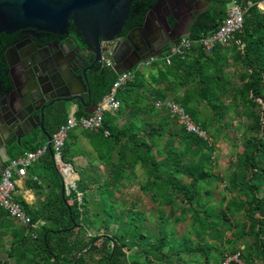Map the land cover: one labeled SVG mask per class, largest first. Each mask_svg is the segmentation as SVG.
I'll return each instance as SVG.
<instances>
[{
    "label": "trees",
    "instance_id": "obj_1",
    "mask_svg": "<svg viewBox=\"0 0 264 264\" xmlns=\"http://www.w3.org/2000/svg\"><path fill=\"white\" fill-rule=\"evenodd\" d=\"M156 2L134 0L123 33L141 25ZM216 2L217 6L212 4L195 16L188 31L191 38L217 28L226 15L227 0ZM70 29L82 39L72 23ZM117 74L113 70L88 72L95 102L108 92ZM133 74L118 91L119 110L106 112L98 131L83 132L104 168L101 177L92 179L97 194L81 190L84 203L79 206L75 192L63 196L59 185L43 206H23L35 228L0 209V264H89V260L92 264H264V10L251 6L242 30L229 45L218 44L207 52L196 42L184 58L173 56L170 63L159 60L144 69L134 68ZM0 79L6 88L12 86L2 53ZM171 94L214 138L224 126H230L232 118H245L242 150L228 174L214 172V141L183 127L163 131L172 118L166 113L157 119L154 100ZM88 114L80 107L75 116ZM46 118V129L52 135L67 119L65 103L49 106ZM214 124L217 126L210 132ZM39 132L40 128L26 137L20 151L11 157L37 151ZM76 137V133L69 135L63 156ZM45 159L48 170L60 175L47 150ZM137 164L146 175L139 181V189L162 206L152 221L137 209L143 193L134 194L130 205L119 197V193L129 192L128 182L137 179ZM176 173L188 181L178 179ZM221 178L227 181L226 191L236 194L215 204L206 198L210 194L209 188L204 190L206 180ZM81 185H85L84 179ZM242 216L246 218L242 220ZM169 227L175 232L172 238L166 234ZM89 229L110 231L102 236L107 242L103 249L96 244L101 236L90 235ZM93 252L100 256L93 257ZM234 255L241 262L230 259Z\"/></svg>",
    "mask_w": 264,
    "mask_h": 264
},
{
    "label": "water",
    "instance_id": "obj_2",
    "mask_svg": "<svg viewBox=\"0 0 264 264\" xmlns=\"http://www.w3.org/2000/svg\"><path fill=\"white\" fill-rule=\"evenodd\" d=\"M134 0H0V30L13 33L31 28L58 36L68 34L70 23L82 37L83 43L72 47L68 39L64 44L75 55L77 62L62 64L53 54L44 57L28 47H22L21 78L27 89L23 95H16V86L3 88L0 81V167L10 159L7 149L22 139L32 135L38 128L47 137L48 150L54 159L51 134L45 128L46 109L56 101L80 102L87 110L92 108L91 88L87 71L94 69L101 74L113 71H132L142 60L160 55L163 47L179 40L182 34H172L168 38L157 39L154 33V9L157 2L145 15L141 25L123 33V26L129 18ZM170 2L174 18L175 7L186 1L162 0ZM213 0H198L192 12L193 18L209 7ZM75 41L76 38L72 36ZM32 39V37L30 38ZM107 42L110 49H103ZM132 51L133 59L126 62L123 47ZM9 49L3 50L8 68L12 67ZM107 50L114 65H103L102 53ZM127 56V57H126ZM76 65V66H73ZM81 71L80 73H78ZM53 73H55L53 75ZM64 91V92H61ZM49 93L51 96L49 97ZM88 95L85 102L84 94ZM48 101V102H46ZM91 104V105H90ZM66 106V104H65ZM92 111H90L91 113ZM61 193L66 194V184L62 183Z\"/></svg>",
    "mask_w": 264,
    "mask_h": 264
},
{
    "label": "built area",
    "instance_id": "obj_3",
    "mask_svg": "<svg viewBox=\"0 0 264 264\" xmlns=\"http://www.w3.org/2000/svg\"><path fill=\"white\" fill-rule=\"evenodd\" d=\"M258 6L264 10V0H227L226 15L218 24L217 28L209 33L203 34L196 39L189 36V33L184 34L176 42H170L167 48L160 55L151 56L142 60L140 65H150L159 60L171 62V58L180 55L182 58L192 48L194 43H199L207 52H210L215 45H229L235 37V33L241 31L244 25L245 16L251 6ZM107 42H102V48L110 49ZM107 50H103L102 61L103 65H114L110 54ZM134 77L132 71H119L113 84L108 92L96 102L91 113L77 118L76 105L74 102L66 104L67 119L60 127L51 135V146L54 153V163L57 171L60 173L63 182L66 184V194L73 190L76 194L75 199L79 206L84 203V194L78 187L79 173L74 165L66 162L63 159V150L69 134L72 129L81 127L86 130L98 131L103 125V119L106 112H117L121 106V100L118 97L119 89L124 86L129 80ZM154 106L157 109L166 108L170 116L176 120L187 132L196 134L204 139H208L209 134L197 124L192 117L187 113L185 108L177 102L173 97L154 100ZM108 135V130L104 131ZM48 146L44 145L42 149L37 151L26 152L19 158L10 159L2 168L0 175V209H3L7 214L23 225H32L30 215L25 211L21 202L15 194L16 178L24 177L27 174V168L31 166L40 155L47 150ZM72 176V177H71ZM72 202V201H71Z\"/></svg>",
    "mask_w": 264,
    "mask_h": 264
},
{
    "label": "rangeland",
    "instance_id": "obj_4",
    "mask_svg": "<svg viewBox=\"0 0 264 264\" xmlns=\"http://www.w3.org/2000/svg\"><path fill=\"white\" fill-rule=\"evenodd\" d=\"M215 6H217V2L215 1L213 3ZM145 64L140 65L137 68H141L144 69L145 68ZM145 79L147 80L148 85H150L151 80L149 77V71L145 70ZM171 96H173V94H171ZM166 110H163L162 116L166 115ZM229 114H224L225 117H228ZM141 116H144L143 114H141ZM153 120V118H151ZM123 120L120 121V123H122ZM245 118L244 117H235L231 119V124L230 126H224L218 133L217 137H212L211 135H209V141L210 142H215V153H214V157H215V168H214V172L218 175H222L225 176L226 174L229 173V166L231 164V162L233 160H235L236 158V154L238 152H240L242 150V139H243V134L247 133L246 128H245ZM216 124L212 125L210 132L214 131L216 128ZM182 128V126L176 121V120H172L169 119L168 124L164 127L163 131L167 132L169 130H180ZM164 139H162L160 141V143H163ZM63 159L66 162H70L73 165H75L74 161H73V154L71 152V150H69L64 156ZM161 170H166L165 166H162L160 168ZM134 172L136 174L137 179L132 180L131 182H128L127 186L129 188V192H122L119 193V197L120 198H124L126 199L128 205H130L131 201H133V195L137 194V193H143L142 190L139 189V181H144L146 179V175L144 173L143 168L137 164L134 167ZM79 180L77 182L78 187L80 190H82L83 192H86L87 194H90L91 192L94 194H97V184L94 183L92 181L93 179V174L88 173L84 170L79 169ZM176 177L178 179H181L183 182H187V178L183 177L180 173H176L175 174ZM85 176L84 178V186L81 185V180L82 177ZM206 185H205V189H210V194L206 195V198L210 201H212L215 204H219L221 200H225V199H229L232 195L236 194V192H231V191H226V184L227 181L225 178H221V179H207L206 180ZM262 194V193H260ZM97 198H99L98 195H96ZM142 198L143 200L138 201V210L143 211L142 217H145L146 219H149L150 221L154 220L157 216H159V214L161 213L160 209L162 208V206L154 203L151 201V199L145 195L144 193L142 194ZM120 204V201L115 202V206L116 208H118ZM127 206V205H126ZM246 216H242V220L245 219ZM113 228H116V226L114 225ZM89 234L90 235H99L101 236V239H99L98 241H96V244H98L99 249H103L106 245L107 242L103 239L104 237H102L103 235H110V231L109 230H94V229H89ZM166 234L168 236V238H172L175 234V232L170 229V227L168 229H166ZM8 240V237L6 238V241ZM9 243V242H7ZM93 257H98L100 256V254L98 253H94L93 252ZM215 256V255H214ZM4 257H6V255H4ZM230 259H235L238 262H241L238 258L237 255H234L233 257H231ZM13 263V261H12ZM93 261L89 260V264H92Z\"/></svg>",
    "mask_w": 264,
    "mask_h": 264
},
{
    "label": "flooded vegetation",
    "instance_id": "obj_5",
    "mask_svg": "<svg viewBox=\"0 0 264 264\" xmlns=\"http://www.w3.org/2000/svg\"><path fill=\"white\" fill-rule=\"evenodd\" d=\"M215 1L216 0H213L212 4ZM197 6H198V0H195L194 2L186 1L178 6H174L175 7L174 14L177 17L174 19V16L172 15V11H170V2L168 1L165 2L162 0L159 1L154 9L155 21L153 22L155 27L154 33L157 36V39L162 40L164 38H168L172 34H182L184 31H186L189 28L193 19L195 18V17L193 18L191 11H194V9ZM72 36H74L77 41H75ZM31 37L32 39H30ZM67 39H68V43H70L72 47H76L77 44L83 43V40L72 29H70V27L68 34H65L63 36H58L52 33L39 31L31 28L21 29L13 33H5L0 30V54L2 53L3 50L10 48L9 59L12 67L9 69L6 61L5 63L8 69V73L11 77V82L16 86L17 89L15 92L16 95H23L27 90L25 89L24 81L21 78L20 70L22 69H21V56L19 50L22 47H28L29 49L34 50V48L36 47L35 44H37V48H35L36 49L35 51L40 55L50 58L53 54H55L57 59L60 60L62 64H68V62L71 63L73 62V64H76L75 62L77 61L75 59V55L72 52V50H69L64 44H62ZM123 53L127 54L128 56L126 62H130L134 58L132 55V51L128 49L127 45L123 47ZM89 71L90 70L87 71V75ZM80 72L81 71H79L78 73ZM54 74L55 73H53V75ZM0 81L3 88H6L5 84L2 82L1 79ZM51 94L49 93V97L51 96ZM84 99L86 103L89 102L87 93L84 94ZM56 102H64V101L60 100ZM74 103H78L79 107H83L81 106L78 100ZM65 104H67V102ZM91 104H94V106L96 104L95 100L92 98V93H91Z\"/></svg>",
    "mask_w": 264,
    "mask_h": 264
},
{
    "label": "crops",
    "instance_id": "obj_6",
    "mask_svg": "<svg viewBox=\"0 0 264 264\" xmlns=\"http://www.w3.org/2000/svg\"><path fill=\"white\" fill-rule=\"evenodd\" d=\"M188 31L189 28L186 31H184L181 36L188 33ZM164 48L165 46L163 47V50ZM75 105L77 111L80 107L78 103H75ZM157 110L159 113L157 119L162 117L163 110H166V112L169 113V111L166 108H161ZM90 111H92V108H88L86 110L87 113H90ZM122 123L119 124L121 125ZM45 128L49 130L47 118H45ZM84 130L85 129L81 127H76L71 130L70 134L76 133L77 137L74 140H72L73 146L70 147V150L73 154V161L75 163L74 167L77 169V171L79 172V169L81 170L85 169L86 172L90 174L92 173L94 175L93 176L94 179V177L96 176L101 177L104 174V168L100 163V161L98 160L96 153L93 150V147L90 144L89 140L84 136L83 133ZM24 140L25 138H23L21 142L23 143ZM37 142L41 144L39 149H42L44 145L48 146L47 137L42 133V131L39 132V135L37 136ZM22 143L21 144L15 143L13 145L14 148L12 146V148L7 149V153L10 155V157L11 154L13 153L15 154L20 151V147L22 146ZM47 153H49L50 155L48 149H47ZM21 156L23 155L16 156L15 158H19ZM11 159L13 158L11 157ZM3 167H0V175ZM48 168L49 166L47 160L45 159V152H43L40 155V157L31 166L27 168L26 176L19 177L15 175L16 178L15 194L18 200L21 202L22 206L25 205L29 206L30 209L36 208L38 206H43L45 203H47L48 201L47 198L54 193V191L58 188L59 185L61 191L62 183H63L62 178L60 177V175H58V173L56 175V170L49 171ZM84 177L85 176L82 177V180L85 179ZM68 202L71 203V200H69ZM40 224H43V221H41Z\"/></svg>",
    "mask_w": 264,
    "mask_h": 264
},
{
    "label": "bare ground",
    "instance_id": "obj_7",
    "mask_svg": "<svg viewBox=\"0 0 264 264\" xmlns=\"http://www.w3.org/2000/svg\"><path fill=\"white\" fill-rule=\"evenodd\" d=\"M72 177V176H71Z\"/></svg>",
    "mask_w": 264,
    "mask_h": 264
}]
</instances>
